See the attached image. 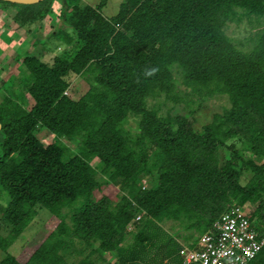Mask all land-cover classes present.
<instances>
[{
	"label": "trees",
	"instance_id": "obj_1",
	"mask_svg": "<svg viewBox=\"0 0 264 264\" xmlns=\"http://www.w3.org/2000/svg\"><path fill=\"white\" fill-rule=\"evenodd\" d=\"M54 1H0L34 45L45 41L36 34L45 17L67 27L48 36L65 46L50 64L28 52L17 56L23 91H15L11 77L6 86L0 82V216L10 228L3 243L40 209L58 223L23 264H65L72 240L114 255L113 262L78 264H179L180 244L161 223L201 235L228 207L244 204L264 230V27L249 50L236 48L223 31L235 10L262 17L264 0H121L111 17L100 12L106 0L93 7L60 0L57 16ZM70 75L88 85L77 100L64 94ZM218 95L227 107L197 131L186 117L161 116L148 106L157 97L176 104L193 96L199 105ZM38 129L54 140L38 141ZM60 138L76 139V152ZM220 149L229 154L222 164ZM245 171L250 177L241 185ZM140 178L151 186L140 187ZM107 183L119 185L115 202L94 197ZM129 223L134 231L126 230ZM0 264L19 263L6 254ZM247 264H264V246Z\"/></svg>",
	"mask_w": 264,
	"mask_h": 264
},
{
	"label": "rangeland",
	"instance_id": "obj_2",
	"mask_svg": "<svg viewBox=\"0 0 264 264\" xmlns=\"http://www.w3.org/2000/svg\"><path fill=\"white\" fill-rule=\"evenodd\" d=\"M99 0H80L81 3L95 6ZM121 0H106L105 6L101 9V14L104 17L113 16L117 10ZM60 0H58V5H55V15L58 14V9H60ZM11 10L1 11L0 10V73L2 78H4L9 73L17 74L15 77H11L12 84L16 85L14 87L15 91H23L21 87V69H17L16 66L20 65L21 59H15V55L22 56L21 50L28 52L31 55L38 57L42 62L47 64L51 63L53 56H61L63 51H65V46L58 43L53 37H48L55 27H59L61 31L66 30L67 27L62 24L60 19L55 20V18L49 19L44 18L43 27L36 32L39 39H45V41H40L42 44L34 45L35 49L31 47L33 45V37L25 33L23 28L17 27L11 20V15L13 13ZM264 27V15L262 17H253L243 14L239 10H235V15L233 20L226 23L224 26V34L230 40L234 46L240 50H249L255 39V33L259 32L261 28ZM8 30L12 34H8ZM48 38V39H47ZM24 44H26L24 46ZM28 45V46H27ZM19 47L21 50H19ZM14 57V58H13ZM20 72V74H19ZM175 81L178 82V75L174 73ZM3 80V79H2ZM69 87L66 89L64 94L72 100H77L81 95H83L88 85L79 76L70 75L68 77ZM10 82L5 81L4 86L8 85ZM182 90V88H181ZM3 92L0 89V93ZM196 98L193 96H186L185 103L178 101L176 104H172L165 101L162 97L152 98L148 100V106L154 108L157 113L161 116L166 115H182L186 117L188 121L192 124L193 131H197L200 127L208 122H210L211 116L215 113H220L221 109L227 107L228 103L225 96L218 95L204 100L199 105L196 103ZM27 106L32 105L31 99L27 100ZM127 127L134 131V124L130 120L127 123ZM35 137L38 141L43 144H48L54 140L52 135L49 134L44 129H38L35 133ZM59 141L65 145L71 152H76L77 150V140L76 139H66L60 138ZM228 143H232L237 149L242 147L241 143L237 140H231ZM228 151L226 149H220L219 151V164H222L228 158ZM245 158H252V155L243 152ZM255 162H259L260 159L252 158ZM91 166L96 168L97 162L95 159H91L89 162ZM98 168H96L97 170ZM250 177L248 172H243L240 178V184L243 185ZM97 180L102 182L104 180V175L97 171ZM138 185L143 188H149L151 183L145 178H140ZM119 185L118 184H102L100 190L94 192V197L97 199L101 195H107L112 202L117 201L119 196ZM3 203V202H2ZM252 208L250 207V210ZM68 209L65 208L63 212H67ZM66 221H68L66 219ZM58 219L50 215L46 210L40 209L37 214L32 219L31 223L25 228V230L17 235L12 242L4 244L3 240L9 235L10 228L8 224L0 216V261L4 258L6 254L11 255L14 260L23 264L31 253L36 249V247L47 237L49 233L54 231ZM162 229L167 232L178 244H188L194 240L198 235L194 232H188L181 229L180 225L176 222L165 221L160 224ZM126 230L131 232L135 230L132 223L126 226ZM191 233L187 240H183L182 237ZM130 234L126 235L124 243H130ZM125 245V244H124ZM6 247V248H5ZM97 244H91L86 247L82 242L77 240H72L69 243L68 248L64 251V262L65 264H78L84 258H88L92 261H97L98 259H104L106 262H113L114 255L108 253H96L94 249ZM5 248V250H3ZM152 254H150L151 256ZM165 262V261H164ZM163 262V263H164Z\"/></svg>",
	"mask_w": 264,
	"mask_h": 264
},
{
	"label": "built area",
	"instance_id": "obj_3",
	"mask_svg": "<svg viewBox=\"0 0 264 264\" xmlns=\"http://www.w3.org/2000/svg\"><path fill=\"white\" fill-rule=\"evenodd\" d=\"M248 204L228 207L208 231L180 244L179 264H247L264 246V230L250 219Z\"/></svg>",
	"mask_w": 264,
	"mask_h": 264
},
{
	"label": "crops",
	"instance_id": "obj_4",
	"mask_svg": "<svg viewBox=\"0 0 264 264\" xmlns=\"http://www.w3.org/2000/svg\"><path fill=\"white\" fill-rule=\"evenodd\" d=\"M55 5H58V0H55L53 3H52V5H51V10H52V12L54 13L55 12ZM60 9H61V6H60ZM60 9H58L59 11H60ZM59 11H58V14H56V16L57 15H59ZM55 14V13H54ZM12 34V32H10L9 30H8V34ZM26 44H24V46H25ZM28 46V45H27ZM31 47H33L34 49H35V47H34V44L31 46ZM19 50H21L19 47H17ZM26 51V50H25ZM25 51H22L21 50V53H24ZM18 56V55H17ZM17 56L15 55V59H19V58H17ZM14 58V57H13ZM16 71H17V66H16ZM1 74L2 73H0V82H5V81H7L10 77H15L16 75L15 74H12V73H9L8 75H6L4 78H2V76H1ZM3 79V80H2Z\"/></svg>",
	"mask_w": 264,
	"mask_h": 264
},
{
	"label": "water",
	"instance_id": "obj_5",
	"mask_svg": "<svg viewBox=\"0 0 264 264\" xmlns=\"http://www.w3.org/2000/svg\"><path fill=\"white\" fill-rule=\"evenodd\" d=\"M0 1L9 2L13 4L28 5V4H33L39 0H0Z\"/></svg>",
	"mask_w": 264,
	"mask_h": 264
},
{
	"label": "clouds",
	"instance_id": "obj_6",
	"mask_svg": "<svg viewBox=\"0 0 264 264\" xmlns=\"http://www.w3.org/2000/svg\"><path fill=\"white\" fill-rule=\"evenodd\" d=\"M155 71H156V69H152V70L149 71L147 74H148V75H152Z\"/></svg>",
	"mask_w": 264,
	"mask_h": 264
}]
</instances>
